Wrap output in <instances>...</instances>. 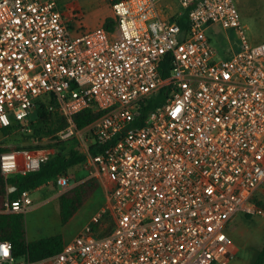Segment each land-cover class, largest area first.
<instances>
[{
  "label": "built area",
  "instance_id": "built-area-1",
  "mask_svg": "<svg viewBox=\"0 0 264 264\" xmlns=\"http://www.w3.org/2000/svg\"><path fill=\"white\" fill-rule=\"evenodd\" d=\"M176 2L186 29L179 16L163 17L159 0H113L111 29L73 31L57 0H0V130L23 128L43 103L63 122L53 144L77 140L83 167L110 187L59 253L18 262L0 240V264H219L234 255L235 216L264 215L255 201L264 185V42L250 44L235 0ZM214 26L239 40L227 58H216ZM92 106L100 115L79 129L75 118ZM57 151H7L0 168L5 178L26 175ZM56 182L66 189L70 177ZM32 206L24 190L0 213Z\"/></svg>",
  "mask_w": 264,
  "mask_h": 264
},
{
  "label": "rangeland",
  "instance_id": "rangeland-1",
  "mask_svg": "<svg viewBox=\"0 0 264 264\" xmlns=\"http://www.w3.org/2000/svg\"><path fill=\"white\" fill-rule=\"evenodd\" d=\"M113 0H57L62 12L73 24V31L79 29L87 30L102 26L106 19H114L112 11ZM241 15L242 23L247 28L246 34L251 45L264 42V0H235ZM77 18V19H76ZM216 38H212V45L217 53V59L223 57L225 51L238 48L239 40L232 31H225L220 27L212 28ZM213 37V36H212ZM36 107L35 111L37 110ZM34 115L24 127H18L10 133L4 134L0 130V146L16 150L26 148L30 151L36 150L38 146L53 144V136H38L32 126ZM78 141L67 142L64 146L65 152L76 149L78 152ZM83 164L70 170L76 181L83 179ZM73 181H70L72 184ZM100 188L91 196L74 217L63 224L60 217L59 199L50 197V194H42L39 191L32 192L34 206L25 214V229L30 241L38 240L54 235H61L64 242L75 239L90 221L106 199L110 187L107 182L100 183ZM69 189V188H68ZM66 189V191L68 190ZM54 193L63 191L57 184L52 185ZM50 197V198H49ZM255 201L261 202L264 209V185L261 186ZM228 233L233 239L234 255L227 261L219 264H252L254 257L264 243V215L246 216L239 213L228 227ZM23 258H18L22 262Z\"/></svg>",
  "mask_w": 264,
  "mask_h": 264
},
{
  "label": "trees",
  "instance_id": "trees-1",
  "mask_svg": "<svg viewBox=\"0 0 264 264\" xmlns=\"http://www.w3.org/2000/svg\"><path fill=\"white\" fill-rule=\"evenodd\" d=\"M177 22L186 29L188 27L187 11L177 19ZM114 24V19H106L103 24L107 29H111ZM210 41L211 38H210ZM172 70L171 56H166L161 62L160 72L163 77H167ZM161 92L157 97L150 99L146 105H143L136 117V124L142 125L147 118L149 112L161 101ZM38 108L32 120V126L38 136H52L57 130L63 127V122L57 119L56 115L47 111L43 103L38 104ZM100 112L95 106L77 115L75 118L76 125L79 129H83L91 124ZM13 130L11 128L3 129V133L7 134ZM66 143L48 144L47 146H38L40 148L58 146V151L54 153L49 160L41 164L36 171L27 173L26 175L14 174L5 178L0 168V210L3 208L7 198L15 199L24 190L30 192L38 189L51 181H56L60 174H67L74 167L81 165L85 161V156L76 149H71L65 152L64 146ZM16 150H29L26 148H16ZM11 151L10 148L0 146V155L4 152ZM93 149V153H95ZM15 189L8 193L9 186ZM100 188L98 179L91 177L77 186L69 189L60 196V217L63 224H67L80 208L88 202L91 196ZM259 205L261 202L256 201ZM262 206V205H261ZM249 217V215H246ZM25 215L16 214H1L0 213V240L8 241L12 244V254L14 258H25L32 262H37L46 259L59 253L65 242L61 235H54L29 242L26 237ZM252 264H264V243L254 257Z\"/></svg>",
  "mask_w": 264,
  "mask_h": 264
},
{
  "label": "crops",
  "instance_id": "crops-1",
  "mask_svg": "<svg viewBox=\"0 0 264 264\" xmlns=\"http://www.w3.org/2000/svg\"><path fill=\"white\" fill-rule=\"evenodd\" d=\"M159 4H160V6H161V9H162V11H163V17L165 18V19H169V20H172L173 18L175 19V18H177V16H179V18L185 13V9H183V8H181L179 5H178V3L176 2V0H159ZM106 21V20H105ZM105 21H104V23H105ZM71 23V22H70ZM103 23V24H104ZM102 24V25H103ZM71 27L73 28V24L71 23ZM212 28L213 27H211L210 29H209V31H208V33H209V35H210V38H211V40H212V38H216V35H214V33H213V31H212ZM213 36V37H212ZM230 55V51L228 50V51H225V53H224V55H223V57H221V58H227L228 56ZM82 165V164H81ZM82 173V175L83 176H85L83 179H81V180H79V181H76V180H74L75 179V176H74V174L73 173H71V172H69V173H67V175L70 177V181H73V183L72 184H70L69 185V187H67L66 189H71V188H73V187H75V186H77L78 184H80V183H82V182H84L85 180H87V179H89V178H91V176L89 175V172L84 168V170L81 172ZM96 179H98L99 180V182L100 183H102L103 181H107L108 179H107V177H105V176H100V175H95L94 176ZM53 184H57V182L56 181H51V182H49V183H47V184H45V185H42L41 187H39L38 189H36V190H34V191H39V192H41L42 194H45V193H47V194H50V197H52V198H58V199H60V196L63 194V193H65L66 192V189L65 188H63L64 190L63 191H65V192H61V193H59L58 194V196H57V194L56 193H54V191L52 190V185ZM58 185V184H57ZM101 185V184H100ZM59 186V185H58ZM60 187V186H59ZM68 189V190H69ZM67 190V191H68ZM33 192V191H32ZM32 192H31V195H32ZM49 197V198H50ZM33 206H34V201H33ZM32 206V207H33ZM60 206V205H59ZM31 207V208H32ZM31 208L29 209V210H31ZM28 210V211H29ZM27 211V212H28ZM26 212V213H27ZM26 213H24V215L26 214ZM236 217V216H235ZM26 237H27V231H26ZM27 240L29 241V242H31L28 238H27ZM34 241V240H33ZM66 243V242H65Z\"/></svg>",
  "mask_w": 264,
  "mask_h": 264
},
{
  "label": "water",
  "instance_id": "water-1",
  "mask_svg": "<svg viewBox=\"0 0 264 264\" xmlns=\"http://www.w3.org/2000/svg\"><path fill=\"white\" fill-rule=\"evenodd\" d=\"M15 188L13 187V186H9V188H8V193H11L13 190H14Z\"/></svg>",
  "mask_w": 264,
  "mask_h": 264
}]
</instances>
